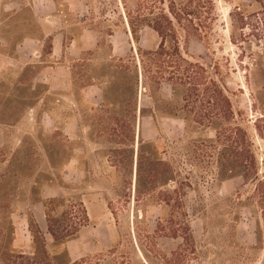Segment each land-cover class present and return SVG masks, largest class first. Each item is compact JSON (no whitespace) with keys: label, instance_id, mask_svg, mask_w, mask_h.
<instances>
[{"label":"rangeland","instance_id":"rangeland-1","mask_svg":"<svg viewBox=\"0 0 264 264\" xmlns=\"http://www.w3.org/2000/svg\"><path fill=\"white\" fill-rule=\"evenodd\" d=\"M187 1L63 14L100 41L48 93L41 8L0 0V264H264V0ZM94 81L102 102L78 99Z\"/></svg>","mask_w":264,"mask_h":264},{"label":"crops","instance_id":"crops-1","mask_svg":"<svg viewBox=\"0 0 264 264\" xmlns=\"http://www.w3.org/2000/svg\"><path fill=\"white\" fill-rule=\"evenodd\" d=\"M33 4H38V7L41 10H38V16L36 17L38 20V40H32L34 43L38 44V51H41V47L46 44V40H48L50 48V54L46 59L39 60L38 64V78H42L43 76H49L47 81L42 84H46L45 88L48 93H54L55 87L62 86L65 84L67 86L73 85V71L70 66L72 62L75 60H79L82 56V53L91 52L98 46L100 41V34L97 31H93L88 27H85L83 23H75L68 21V18H64L63 14L66 16H70L74 13L84 12L87 9L86 0H31ZM51 6L52 11L47 12L44 10H48V7ZM60 9V10H59ZM62 9V10H61ZM62 11V12H61ZM59 25L58 31L52 33L51 28H47L48 25ZM46 27L45 29L43 27ZM72 32V34H71ZM68 34L72 37L69 39L68 46L65 44L67 40ZM91 34V35H90ZM125 34V33H124ZM129 34V33H128ZM93 36V37H92ZM28 39H21L12 44L13 46V55L15 59L18 61V54L22 48H25L29 43ZM92 42V43H91ZM92 44V46H91ZM87 46H91L92 48L86 49ZM66 52H73L76 55ZM78 52V53H77ZM115 53V46L111 45V50L109 54V59L111 60ZM20 58V57H19ZM53 59V62H52ZM49 61L50 64H49ZM54 61L56 64H54ZM55 65V66H54ZM54 66V67H53ZM65 88V89H66ZM103 85L100 82L94 81L92 84H87L84 88L79 91L78 99L83 102L92 103H101L103 100ZM74 97V92L70 94L69 97ZM39 106V105H38ZM51 116V114H50ZM48 112H41L38 116L39 122H45V120L50 119ZM43 195H44V191ZM41 203H38V206ZM35 218V216H33ZM14 228V240L12 241V245L15 243H20L24 245V241L22 238L24 237L22 233H20V228L23 231L27 230L26 221L20 220ZM46 228V226H45ZM19 229V232H18ZM41 231V229H40ZM80 231H78L79 235ZM65 248L68 250V242L65 243Z\"/></svg>","mask_w":264,"mask_h":264},{"label":"trees","instance_id":"trees-1","mask_svg":"<svg viewBox=\"0 0 264 264\" xmlns=\"http://www.w3.org/2000/svg\"><path fill=\"white\" fill-rule=\"evenodd\" d=\"M257 1V0H256ZM194 2H196V3H198V4H200V5H205V4H207V5H211V1L210 0H188L186 3H185V5L187 6V5H190V4H192V3H194ZM189 8V7H188ZM206 8V7H205ZM181 12H184V13H186L187 15L188 14H191V13H189L188 11H187V9H183V10H181ZM169 14L174 18V19H176L177 17V14L175 13V11H173V9L172 8H169ZM209 14H211V13H209ZM158 34H161V31L158 29V28H153ZM195 32H199L198 34L199 35H197V36H200V34H201V32H202V30H200V29H195ZM48 230H49V233H50V235L53 237V239L54 240H69V239H71V238H73L74 237V235H76L77 233H78V231L79 230H77L76 232H75V234L74 233H66L65 235H62L61 237H57V235L51 230V226H48ZM89 262H91V259H84V258H82V259H80L79 261H76V262H74L73 264H86V263H89Z\"/></svg>","mask_w":264,"mask_h":264}]
</instances>
